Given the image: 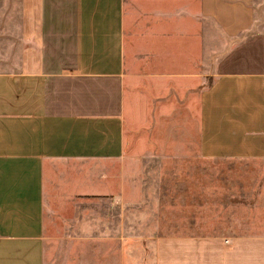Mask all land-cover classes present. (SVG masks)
<instances>
[{"label":"crops","instance_id":"0c3cea01","mask_svg":"<svg viewBox=\"0 0 264 264\" xmlns=\"http://www.w3.org/2000/svg\"><path fill=\"white\" fill-rule=\"evenodd\" d=\"M254 4L21 0L19 64L0 70V264H47L52 206L107 195L121 203V243L99 232L102 244L76 248L73 264L143 261V239L126 235L139 216V184L125 174L127 83L133 104L144 91L181 94L153 139L212 190L206 204L181 190L180 235L148 237L158 264H264V29ZM175 212L165 209L170 232ZM203 217L213 233L188 228Z\"/></svg>","mask_w":264,"mask_h":264},{"label":"rangeland","instance_id":"374dc122","mask_svg":"<svg viewBox=\"0 0 264 264\" xmlns=\"http://www.w3.org/2000/svg\"><path fill=\"white\" fill-rule=\"evenodd\" d=\"M254 6L257 18L262 22V29H264V0H255ZM21 20V0H0V70H12L19 64L18 56L22 47ZM145 86L144 90H148ZM134 94V86L130 87L127 83L125 174H127V181L136 178L139 184L137 190L139 192V216L135 221L132 220L135 216L129 215V218L131 216L132 219L128 220L127 224L131 231L126 232V235L136 232L140 239H143L139 241L143 256V261L140 264H158L157 238L151 242L148 241V237L151 235L163 237L165 235H180L181 232L179 230L175 232L174 229L179 228V220L183 215L178 212L181 190L187 187V194L189 196L198 195L203 204H206V201L210 203L209 198L212 190L200 188L198 183L202 181H197L195 174L185 176L184 173H181L180 167L186 164L181 162L180 158L165 156L161 142L158 143L153 139L156 122L160 123L158 137L163 139L165 133L163 112L169 111V109L173 110L177 101L181 100V94L173 90L164 94L161 92L160 95H165L164 98L167 100L165 102L166 100L164 101L162 98L157 100L159 95L152 96L153 94L150 92L144 91L133 104ZM134 113L137 118H134ZM136 122L140 124L135 126ZM193 163L191 161L190 164ZM169 167L175 169L176 172L167 171L166 168ZM181 185L184 186L181 188ZM126 191L127 196L131 197L130 187ZM115 199L116 195H107L101 200L89 196L87 199H74L73 203L69 205L65 203L53 205L51 215L56 227L51 232L52 236L47 238V264H73L75 257H78V253L75 252L76 248L102 244V241H98L102 236H95L99 235V232H107V235L111 236L108 241H105L106 245L117 246L116 243H121V238H118L121 232L119 229L121 203H116ZM189 206L196 208L197 203H190ZM165 209L176 210L171 215L172 232L166 228L165 220H167L168 214H165ZM67 214L70 215L67 216ZM204 218L197 219L198 221L193 218L188 219V228L195 229V223H198L202 231L200 233H213L203 232L212 223L205 221ZM193 220L194 224H192ZM91 236L96 239H89ZM173 263H178V260H173Z\"/></svg>","mask_w":264,"mask_h":264}]
</instances>
